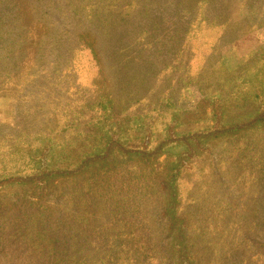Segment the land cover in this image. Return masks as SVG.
Returning a JSON list of instances; mask_svg holds the SVG:
<instances>
[{"label":"rangeland","instance_id":"rangeland-1","mask_svg":"<svg viewBox=\"0 0 264 264\" xmlns=\"http://www.w3.org/2000/svg\"><path fill=\"white\" fill-rule=\"evenodd\" d=\"M0 264H264V0H0Z\"/></svg>","mask_w":264,"mask_h":264}]
</instances>
